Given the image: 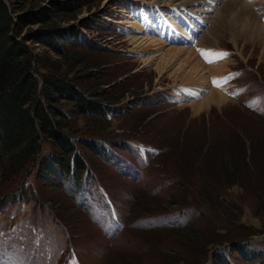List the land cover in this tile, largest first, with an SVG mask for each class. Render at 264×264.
Wrapping results in <instances>:
<instances>
[{"label": "rangeland", "instance_id": "374dc122", "mask_svg": "<svg viewBox=\"0 0 264 264\" xmlns=\"http://www.w3.org/2000/svg\"><path fill=\"white\" fill-rule=\"evenodd\" d=\"M3 1L71 4L54 24L90 44L79 70L114 105L100 125L69 117L96 145L77 144L78 186L37 167L0 179V264H264V39L240 30L253 18L221 0L194 15L197 1ZM241 1L264 24V0Z\"/></svg>", "mask_w": 264, "mask_h": 264}, {"label": "trees", "instance_id": "16d2710c", "mask_svg": "<svg viewBox=\"0 0 264 264\" xmlns=\"http://www.w3.org/2000/svg\"><path fill=\"white\" fill-rule=\"evenodd\" d=\"M71 8L54 1L20 14L13 3L0 0L1 180L37 167L45 175L58 173L78 186L86 166L77 144L88 143L94 150L95 143L76 138L69 117L89 118L100 125L113 109L114 102L107 101L99 88L104 83L91 87L86 81L94 80L93 73L79 70L84 60L79 48L90 44L76 29L54 24ZM29 25L40 27L21 35ZM34 46L44 51L37 53ZM64 102L70 105L66 111L60 107ZM44 143L50 148L45 153ZM233 160L221 162L228 175L237 165Z\"/></svg>", "mask_w": 264, "mask_h": 264}, {"label": "bare ground", "instance_id": "6f19581e", "mask_svg": "<svg viewBox=\"0 0 264 264\" xmlns=\"http://www.w3.org/2000/svg\"><path fill=\"white\" fill-rule=\"evenodd\" d=\"M174 1H177V0H170V1H168V0H162V3H163V5H167V4H174ZM180 1V0H179ZM191 1H193V2H196V3H194V4H192L191 5ZM224 1V2H223ZM227 1V2H226ZM178 2V1H177ZM223 2V3H222ZM180 4L181 3H183V4H187V5H191V7H192V9H195V10H191V14L193 13V15H194V13L195 12H197V11H204L205 10V8H210L211 6H212V4L211 3H209V0H207L206 2H201L200 0H182L181 2H179ZM221 11L224 9L225 10V8H228V9H231L232 7L233 8H236V7H238L237 9L238 10H240L241 11V13L243 12V13H247L248 15H247V17L249 18L250 17V19L251 18H253V21H251L250 23H244V25L241 27V32H242V34H249L250 33V35H253L254 37L256 36V37H259L260 38V40L261 39H264V31H263V33H262V35H259V31H260V29L262 28V27H264V24H262V23H260L258 20H257V17L254 15V12L252 11V10H250L249 9V7H247V3H245V2H243V1H241V0H221ZM228 9H226V10H228ZM236 10V9H235ZM187 11H190V9H188ZM220 11V10H219ZM221 11H220V13H221ZM229 12H230V10H228ZM234 11V10H233ZM232 11V12H233ZM231 12V13H232ZM236 12V11H235ZM234 12V13H235ZM219 13V12H218ZM223 13V12H222ZM222 13H221V15H222ZM231 13H229L230 15H232ZM237 13H239V12H237ZM242 13V14H243ZM184 15H186L187 13L186 12H184L183 13ZM227 14V13H226ZM225 14V15H226ZM224 15V14H223ZM241 15V14H240ZM246 15V14H245ZM198 15H196L195 17H194V20L196 21V19L197 20H199V19H203V17H200V18H196ZM234 16V15H233ZM233 16H230L231 18L233 17ZM237 16V15H236ZM183 17V16H182ZM222 17V16H221ZM229 17V18H230ZM238 17H242V16H239L238 15ZM225 18V17H224ZM226 18H227V15H226ZM225 18V19H226ZM235 19H233V20H238L236 17H234ZM247 18V19H248ZM216 19V18H215ZM217 19H219V18H217ZM221 20V19H220ZM222 20H223V17H222ZM236 21L234 22V29H236L238 26H239V23L237 22L236 23ZM243 21V20H242ZM199 22H201L202 23V21H199ZM241 22V21H240ZM246 22V21H245ZM249 22V21H248ZM215 25V24H214ZM222 26H226V24H224V25H222ZM217 27V26H216ZM216 27H215V29H216ZM213 28V27H212ZM218 28V27H217ZM221 28V27H220ZM224 28V27H223ZM222 29V28H221ZM218 30V29H217ZM239 30V29H238ZM237 30V31H238ZM263 30V29H262ZM211 32V31H210ZM209 32V33H210ZM214 32V31H213ZM221 32V31H220ZM222 33V32H221ZM210 34H212V33H210ZM216 34V33H215ZM244 36V35H243ZM255 39V38H254ZM206 40V39H205ZM204 40V38H203V41H205ZM207 42H208V40H206ZM180 51H182L181 49H177L176 50V52H173L172 54H176V53H179ZM186 52H187V55L189 56V55H192L194 52L191 50V49H187V50H185ZM193 52V53H192ZM208 52H210V51H208ZM190 88H194V87H191V86H189ZM203 87V86H202ZM202 87H199V89H201ZM191 90V89H190ZM188 92H190V91H188ZM214 92H216V91H214ZM213 92V93H214ZM213 93H211L210 95H209V97H208V99L209 100H214V96H213ZM187 93H182L181 95H186ZM222 99H225L224 98V96H222V95H218V100H222Z\"/></svg>", "mask_w": 264, "mask_h": 264}, {"label": "snow or ice", "instance_id": "6c2138e0", "mask_svg": "<svg viewBox=\"0 0 264 264\" xmlns=\"http://www.w3.org/2000/svg\"><path fill=\"white\" fill-rule=\"evenodd\" d=\"M214 55L216 56V58H221L222 59L223 57L227 56L228 53H226V52H220V53H215Z\"/></svg>", "mask_w": 264, "mask_h": 264}]
</instances>
